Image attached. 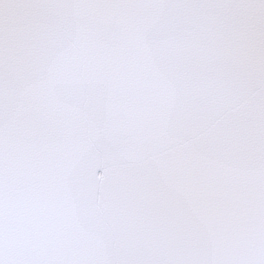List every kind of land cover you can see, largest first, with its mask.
Wrapping results in <instances>:
<instances>
[{"label":"snow or ice","instance_id":"snow-or-ice-1","mask_svg":"<svg viewBox=\"0 0 264 264\" xmlns=\"http://www.w3.org/2000/svg\"><path fill=\"white\" fill-rule=\"evenodd\" d=\"M0 264H264V0H0Z\"/></svg>","mask_w":264,"mask_h":264}]
</instances>
